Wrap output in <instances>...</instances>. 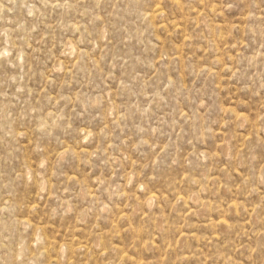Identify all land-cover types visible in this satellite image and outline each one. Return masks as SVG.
Returning a JSON list of instances; mask_svg holds the SVG:
<instances>
[{
  "label": "rangeland",
  "instance_id": "obj_1",
  "mask_svg": "<svg viewBox=\"0 0 264 264\" xmlns=\"http://www.w3.org/2000/svg\"><path fill=\"white\" fill-rule=\"evenodd\" d=\"M0 264H264V0H0Z\"/></svg>",
  "mask_w": 264,
  "mask_h": 264
}]
</instances>
